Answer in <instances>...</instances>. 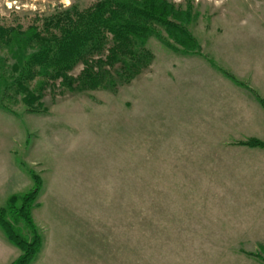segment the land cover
Here are the masks:
<instances>
[{
  "label": "rangeland",
  "instance_id": "rangeland-1",
  "mask_svg": "<svg viewBox=\"0 0 264 264\" xmlns=\"http://www.w3.org/2000/svg\"><path fill=\"white\" fill-rule=\"evenodd\" d=\"M167 1L188 12L186 36L177 43L158 27L129 81L120 64L96 63L107 45L85 58L108 73L102 87L50 81L35 111L0 107L4 194L31 190L21 164L43 183L31 264H264V241L227 239L229 224L264 221V149L240 145L264 141L252 94L264 100V0ZM96 2L0 0V26L40 27ZM15 229L28 236L22 222ZM0 234V264H11L20 251Z\"/></svg>",
  "mask_w": 264,
  "mask_h": 264
},
{
  "label": "trees",
  "instance_id": "trees-1",
  "mask_svg": "<svg viewBox=\"0 0 264 264\" xmlns=\"http://www.w3.org/2000/svg\"><path fill=\"white\" fill-rule=\"evenodd\" d=\"M188 12H182L167 0H97L83 11L75 8L55 14L44 20L40 27L22 28L0 26V107L5 103L25 102L31 111L40 106L48 82L60 80L61 86L74 91V85L96 89L105 84L107 72H93L87 62L89 53H102L107 45L106 61L99 65L113 67L120 64L128 81L144 63L142 50L148 39L161 28L177 43L186 34L179 28L188 21ZM178 25V26H177ZM85 69L74 80L68 73L78 63ZM105 74V75H104ZM32 82H35L31 86ZM264 109V100L252 92ZM4 103V104H3ZM250 148L264 149V141L249 140L240 143ZM32 179L31 190L22 196H11L5 208H0V228L9 242L19 249V256L11 264H31L38 254L42 238L33 222L31 211L42 189L41 178L26 169ZM22 222L28 236L15 226Z\"/></svg>",
  "mask_w": 264,
  "mask_h": 264
},
{
  "label": "crops",
  "instance_id": "crops-1",
  "mask_svg": "<svg viewBox=\"0 0 264 264\" xmlns=\"http://www.w3.org/2000/svg\"><path fill=\"white\" fill-rule=\"evenodd\" d=\"M12 175L9 176V174H6L4 177L0 178V193H3V196H0V200L2 201H6L15 194H10L9 195H5L4 191L6 189V185H7V179H10ZM2 178L4 179L2 181ZM5 181V182H4ZM1 208V205H0ZM232 225V224H231ZM234 226L232 225L230 227V224L227 225V234L230 235L227 237V239H231V240H241V241H264V221L263 222H259L258 224H238L236 225L235 228H233ZM231 228V229H230ZM235 231V232H234ZM236 235V236H234ZM240 235V236H238ZM5 239L3 238L2 234H0V246L1 244H5Z\"/></svg>",
  "mask_w": 264,
  "mask_h": 264
}]
</instances>
